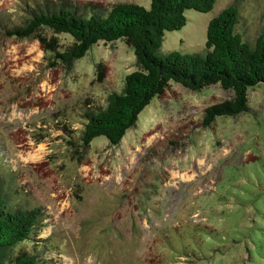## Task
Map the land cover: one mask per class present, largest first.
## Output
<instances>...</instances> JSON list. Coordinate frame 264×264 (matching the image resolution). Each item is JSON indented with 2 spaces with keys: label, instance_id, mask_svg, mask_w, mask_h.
I'll list each match as a JSON object with an SVG mask.
<instances>
[{
  "label": "rangeland",
  "instance_id": "374dc122",
  "mask_svg": "<svg viewBox=\"0 0 264 264\" xmlns=\"http://www.w3.org/2000/svg\"><path fill=\"white\" fill-rule=\"evenodd\" d=\"M18 1L0 0V9L12 11ZM53 1L101 12L117 3L150 5ZM232 4L236 31L254 42L264 32V0H216L208 13L186 10L185 26L165 32L160 54L203 53L209 20ZM57 37L63 48L72 43ZM49 59L33 38L0 37L3 195L14 208L43 211L35 241L13 252L35 251L47 264H264V84L248 90L247 112L202 126L204 109L233 92L170 82L119 144L98 137L83 148L85 112L122 91L138 69L135 56L116 40L94 44L70 66L51 67Z\"/></svg>",
  "mask_w": 264,
  "mask_h": 264
},
{
  "label": "trees",
  "instance_id": "16d2710c",
  "mask_svg": "<svg viewBox=\"0 0 264 264\" xmlns=\"http://www.w3.org/2000/svg\"><path fill=\"white\" fill-rule=\"evenodd\" d=\"M216 0H150L149 8L136 3H117L107 12L103 7L53 0H19L12 11L0 9V37L37 40L50 56L49 66H70L98 43L122 40L135 56L138 69L127 74L120 93L112 92L107 103L90 106L84 114L81 146L98 138L111 145L120 143L133 128L142 110L164 93L170 82L198 91L209 85L231 90L229 100L204 109L202 126L217 117L236 116L248 111V90L264 84V32L248 43L236 31L239 11L229 5L211 18L206 29L205 51L188 53L172 50L160 54L165 32L186 24L184 12H210ZM49 31L51 35H47ZM67 34L72 43L63 48L58 35ZM98 79L103 66L97 65ZM88 101V100H87ZM64 130V124H62ZM78 152V151H77ZM2 177V176H1ZM0 177V264H47L39 253L13 252L23 241L34 240L42 228L39 207H12L3 195ZM9 185L15 184L13 177ZM32 237V238H31ZM45 248V247H43ZM188 249L183 248V252Z\"/></svg>",
  "mask_w": 264,
  "mask_h": 264
}]
</instances>
